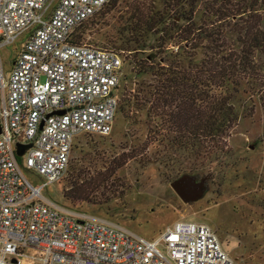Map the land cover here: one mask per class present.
Instances as JSON below:
<instances>
[{"label": "rangeland", "instance_id": "rangeland-1", "mask_svg": "<svg viewBox=\"0 0 264 264\" xmlns=\"http://www.w3.org/2000/svg\"><path fill=\"white\" fill-rule=\"evenodd\" d=\"M258 1L252 3L259 6L256 9L240 12L249 8V1L197 0L189 11L184 5V16L190 17L186 21L171 8L174 0H110L78 24L73 33L79 43L112 48L121 57L118 106L108 133L74 137L65 171L41 188L43 197L116 221L145 237H154L175 220L204 222L238 263L264 264V53L251 50L253 68L230 89L228 100L236 119L219 147L207 148L211 153L201 147L205 141L191 143L189 136L182 141L178 127L190 131L194 121L183 119V105L186 114L192 104L177 106L179 95L170 81L177 68H195L210 53L205 37L183 44L174 36L171 20L180 26H199L197 37L217 31L215 39L222 40L216 41L217 49L238 51L243 42L236 38L244 32V24L258 21L257 28L264 29V6ZM134 6L140 7V17H133ZM231 12L237 13L230 16ZM19 45L20 40L0 47L5 74ZM203 87L206 92L213 89ZM199 158L205 167L194 176L209 174L204 191L195 200L182 201L170 181L182 174L181 166L187 170ZM21 172L34 185L41 181L30 170ZM103 172L111 180L105 188L96 184ZM87 177L96 185L90 188L92 199L70 201L63 195L71 182L78 185Z\"/></svg>", "mask_w": 264, "mask_h": 264}, {"label": "built area", "instance_id": "built-area-1", "mask_svg": "<svg viewBox=\"0 0 264 264\" xmlns=\"http://www.w3.org/2000/svg\"><path fill=\"white\" fill-rule=\"evenodd\" d=\"M107 1L0 0V47L20 40L7 74L0 58V264H240L204 222L175 220L145 237L41 194L65 171L78 133L110 131L121 57L71 41ZM17 141L30 142L21 157Z\"/></svg>", "mask_w": 264, "mask_h": 264}, {"label": "trees", "instance_id": "trees-1", "mask_svg": "<svg viewBox=\"0 0 264 264\" xmlns=\"http://www.w3.org/2000/svg\"><path fill=\"white\" fill-rule=\"evenodd\" d=\"M110 0H108L104 5H106ZM167 1V0H163ZM197 0H174V6L171 8H175L177 11V15L181 18H185L186 21L189 20V16L187 18L184 16L186 4L189 8L188 11L195 5ZM249 1V8L242 10L249 12L250 9L257 8L252 7L253 1L256 0H246ZM260 1V2H259ZM260 6H264V0H259ZM140 9L139 6H134L132 8L133 17H140L141 13L138 12ZM136 13H140L136 16ZM237 12H231L235 14ZM257 19H259V14L257 13ZM139 19V18H138ZM232 26L237 25L235 21L230 22ZM258 21L254 25L244 24L245 30L240 35L237 36V40H239L243 47L238 50H219L215 47L220 44H216V41L222 42V40L216 38L215 35L219 34L217 31L206 32L202 34V36H196L195 30H200L199 26H189L185 24L180 26L176 23L175 20H171V28L175 31V35L182 40L183 44L187 43V41H195L200 37H205L208 40V45L205 46L209 49V54L204 55L202 60L195 65V68L191 67H182L177 68L176 77L170 78V81L173 82V90L179 95L180 103H177V106L182 109V103L190 102L192 104L191 111L184 114L185 107L183 105V119L191 118L192 125L190 126V131L187 132L182 131L180 127H178L177 131H180V135L182 136V141H186L188 136L190 137V142L196 141V143H205L201 146L202 148L206 147L205 153H211V149H207L210 147H219V143L221 137L228 133V129L234 124V120L236 119V115L233 114L232 105L229 102L228 98L231 95L230 89H234L239 84V77L241 75H246L249 73L254 63L252 61L251 55L253 49H259L262 53H264V29L259 30L257 28ZM256 25V26H255ZM243 26V25H242ZM242 26L240 28H242ZM264 28V27H263ZM77 35L73 33L71 41L74 43H79L76 39ZM182 46V45H181ZM151 64V63H148ZM151 67V66H150ZM148 67V69H151ZM208 82V83H205ZM188 83V84H187ZM224 83H230L231 88L227 89ZM213 87L211 92H206L203 86L210 85ZM202 86V87H200ZM224 91H227L229 94H225ZM152 103V102H151ZM192 113V115H191ZM194 113V114H193ZM195 122V123H194ZM194 123V124H193ZM184 126V124L181 123ZM186 138V140H185ZM217 142V143H216ZM198 162L191 167H188L186 170L185 167L181 166L180 173H189L192 175L198 174L200 171L204 169L205 160L198 159ZM100 179L96 180V184L106 185L110 184L108 179V173L103 172L100 174ZM78 185H75L71 182L64 190L63 195L69 199L70 201L74 200H83L88 201L92 199L93 194L91 193V187H96V185H91L93 182L92 178L87 177L85 180H81ZM91 185V186H90ZM114 189V187L112 188ZM111 190V189H107ZM103 197L102 195L100 196Z\"/></svg>", "mask_w": 264, "mask_h": 264}, {"label": "water", "instance_id": "water-1", "mask_svg": "<svg viewBox=\"0 0 264 264\" xmlns=\"http://www.w3.org/2000/svg\"><path fill=\"white\" fill-rule=\"evenodd\" d=\"M63 109H54L52 112L60 113ZM50 113V112H48ZM47 113V114H48ZM40 121L39 126H41ZM30 146V142H15V153L20 156L26 147ZM209 174H204L199 178L189 173H182L170 181V186L181 198L182 201H192L201 196L204 191V181Z\"/></svg>", "mask_w": 264, "mask_h": 264}]
</instances>
